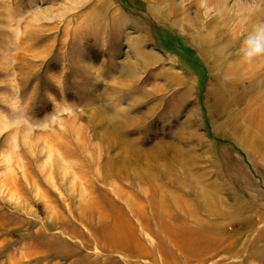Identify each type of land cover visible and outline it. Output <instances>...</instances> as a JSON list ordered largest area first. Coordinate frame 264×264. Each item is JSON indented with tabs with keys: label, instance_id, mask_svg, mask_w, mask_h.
<instances>
[{
	"label": "rangeland",
	"instance_id": "obj_1",
	"mask_svg": "<svg viewBox=\"0 0 264 264\" xmlns=\"http://www.w3.org/2000/svg\"><path fill=\"white\" fill-rule=\"evenodd\" d=\"M261 20L0 0V264H264V60L238 52Z\"/></svg>",
	"mask_w": 264,
	"mask_h": 264
},
{
	"label": "clouds",
	"instance_id": "obj_2",
	"mask_svg": "<svg viewBox=\"0 0 264 264\" xmlns=\"http://www.w3.org/2000/svg\"><path fill=\"white\" fill-rule=\"evenodd\" d=\"M238 52L246 64L264 60V20L253 24L247 34L240 39Z\"/></svg>",
	"mask_w": 264,
	"mask_h": 264
},
{
	"label": "bare ground",
	"instance_id": "obj_3",
	"mask_svg": "<svg viewBox=\"0 0 264 264\" xmlns=\"http://www.w3.org/2000/svg\"><path fill=\"white\" fill-rule=\"evenodd\" d=\"M252 69L251 70H249V71H247V73H246V75L245 76H250L251 74H252ZM139 156V155H138ZM146 156H148V155H146ZM152 156V155H151ZM150 157V156H149ZM155 158V157H154ZM153 159V158H152ZM161 189V188H160ZM145 191V190H144ZM160 192H161V190H160ZM164 200V199H163ZM162 200V201H163ZM162 208H165L164 206H161Z\"/></svg>",
	"mask_w": 264,
	"mask_h": 264
}]
</instances>
